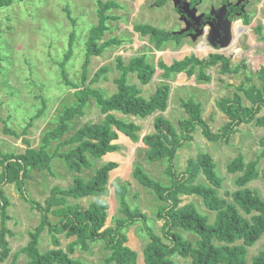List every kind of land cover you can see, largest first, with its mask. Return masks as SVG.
<instances>
[{
    "label": "rangeland",
    "instance_id": "rangeland-1",
    "mask_svg": "<svg viewBox=\"0 0 264 264\" xmlns=\"http://www.w3.org/2000/svg\"><path fill=\"white\" fill-rule=\"evenodd\" d=\"M113 1L119 3L121 7L108 12L115 19L108 21L109 30L105 32L98 44L101 45L116 38L125 41L119 46L105 48L99 56H91L88 65L90 80L101 67L109 68L97 83L91 85L92 88L104 91L107 97H111L118 91L115 83V79L121 75L117 69L118 56H122L123 61L128 63L131 58L146 54L148 61L157 66L159 61L171 65L174 60H182L191 55L199 59H207L210 54H223L231 56L230 68L233 71H236L237 63L244 62L253 75V83H259L256 73L264 65V41L255 32V28L261 25L264 34V0H229L239 4L245 2V5H239L242 17L238 16L236 19H243L245 8L246 13L253 15L249 25H244L239 19L233 24H227L225 34L235 40L233 54H230L227 47L217 49L213 45L214 23L206 24L205 22L201 27L202 18L205 15L216 14L217 16L221 12L223 9L221 0ZM97 10L98 0H16L8 7L0 8V51L3 56V62L0 63V151L2 153L19 155L25 152L28 144L38 147L44 135L59 124V115L63 113L64 107L77 103L75 90L67 81L81 83L86 42L91 28L97 25L99 20ZM70 17L75 23L70 20ZM135 24H151L168 32L173 38L162 42L161 49H157L148 36H142L134 30ZM72 33L75 37L71 54L68 56ZM207 73L211 75L209 83H199L195 76L188 78L185 73L178 74L174 80L165 81L161 77L163 70L157 67L148 85H142L136 74L132 73L128 76V83L135 84L142 91L141 96L147 99L155 93L157 86L161 83H170L168 108L164 113H157L146 119L126 116L118 112L113 113L127 122L140 125L141 138L155 132L153 124L157 115L170 120L177 132L181 134L179 121L190 118L181 106V100L192 97L202 104V117L212 131L218 133L229 119L217 107V102L222 98L232 97L237 92L236 86L240 84L242 77L241 74L222 73L220 65L209 68ZM242 98L248 104L243 95ZM259 116H264V109ZM104 118L105 115L101 113L96 100L90 97L83 114L77 116L72 123L70 132L50 143L53 144L49 149L50 154L56 150L61 153L68 152L73 145H60L64 140L70 138L85 123H101ZM5 127L17 135L5 133ZM237 129L231 135L229 142L224 140L212 142L205 137L202 127L196 126L191 133L192 139L181 141L183 145L176 151V157L173 160L176 172L183 173L190 158H196L199 153H209L217 164V174L223 179V185L218 190V194L231 201L232 198L226 193H233L238 189L235 179L239 173H229L228 163L240 153L249 162L260 157L264 151L262 146L264 127L251 122L241 124ZM114 142L122 144V149L119 153L114 152L104 156L108 160H116L120 163V166L111 172L109 191L103 197L109 204L105 228L114 226L116 219L125 218V215L119 211L114 190V186L118 183L116 178H121L122 181L130 183L127 194L129 206L132 209H138L147 217L146 223L136 221L123 231L127 237L125 245L138 253L136 264H144L143 250L149 241L145 227H149L160 236L163 235L162 228L165 221L159 220L156 212L166 203L159 201L151 190L143 187L133 178V167L135 164L140 165L151 178L161 184L170 185V176L165 171L171 163L167 159L156 162L147 161L146 146L141 141L133 143L128 137L120 135ZM102 161L92 158L93 167L90 170L84 169L81 174H74L67 168L65 162L56 156L51 164V171L32 170L30 177L25 180L24 187L30 199L41 206H46L55 186L61 188L72 186L76 175L89 180L103 164ZM262 168H264L263 158L258 164L260 171ZM2 172L3 167L0 165V175ZM198 183L207 184L203 174H200ZM248 187L257 191L264 199L263 179L252 181ZM0 190L4 192L8 200L6 226L13 233L11 236L7 235L10 254L0 264H27L29 259L26 254L20 253V250L29 243L30 233L40 225L41 212L23 198L16 183L3 180ZM180 198L181 206L193 203L202 215L208 216L210 222H214L216 213L208 210L200 197L183 195ZM95 199L91 196L67 201L71 205L78 204L83 211ZM53 209L56 210L57 207ZM49 219L54 225L59 226L61 217L50 213ZM1 222L0 215V229ZM175 230L193 244L198 240L193 233L181 229ZM57 237L61 243L60 248L65 251L67 246L76 240V237L67 238L65 232L57 233ZM40 238L39 248L42 252L57 248L52 243V235L48 227L44 229ZM262 250H264V235L249 248L250 264ZM109 254L110 251L105 248V243L98 240L95 243H89L88 251H83L80 246H77L75 253L70 256L87 264H105ZM175 260L176 264H191L190 258L176 256Z\"/></svg>",
    "mask_w": 264,
    "mask_h": 264
},
{
    "label": "trees",
    "instance_id": "trees-1",
    "mask_svg": "<svg viewBox=\"0 0 264 264\" xmlns=\"http://www.w3.org/2000/svg\"><path fill=\"white\" fill-rule=\"evenodd\" d=\"M14 1L16 0H0V8L8 7ZM240 4L245 5V2H240ZM120 7L121 5L113 0L107 2L98 0L99 20L97 25L91 28L86 42L87 49L81 83L67 81L75 90L77 103L64 107L63 113L59 115V124L44 135L38 147H32L27 142L28 147L23 154H4L0 151L2 158L0 165L3 167L0 184L3 180L16 183L23 198L41 212L40 225L30 233L29 243L20 250V253L27 255L29 259L27 264H87L70 255L75 253L77 246H80L83 251H88L89 243L101 240L105 243V248L110 251L109 256L105 259V264L137 263L138 253L125 245L127 237L123 231L136 221L140 220V222L146 223L147 217L138 209H132L129 206L127 194L130 183L128 181H119L114 186L119 211L125 215V218L114 219V226L105 228L109 204L103 197L108 194L110 172L119 166L117 163L101 164L89 180H85L79 175L74 176L73 185L68 188L55 186L46 206H41L30 199L24 187L25 180L30 177L32 170L51 171V164L56 156L62 159L74 174H81L84 169L90 170L93 167L92 158L101 160L107 153L122 149L121 145L113 144V142L120 135H124L134 143L143 142L146 146L147 161L156 162L167 159L171 163L165 171L170 176V185L161 184L151 178L140 165L135 164L133 167V178L143 187L151 190L159 201L166 203V205H161L156 212V217L165 221L162 228L163 235L160 236L149 227H145L149 241L143 250L144 264H176V256L190 258L191 264H250L249 248L253 247L264 235V199L248 185L254 180H264V168L261 171L258 169L259 160L264 159V151L255 160L247 162L244 155L240 153L228 163L227 171L229 173H239L235 179L238 189L233 193H226L232 198L231 201L218 194V190L222 188L223 179L217 174V164L209 153H199L196 158H190L183 173L176 172L173 160L176 157L177 149L183 145L181 141L191 140V133L196 129V126L202 127L203 134L212 142L223 140L229 142L231 135L238 130L237 128L241 124L254 122L257 126L264 127V116H259L261 110L264 109V65L256 73L259 81L256 84L253 83V75L244 62L237 63L236 71H233L230 68L231 56L223 54H210L207 59H199L195 55H191L182 60H174L171 65L159 61L157 66L148 61L146 54L137 55L131 58L128 63L123 61L122 56H118L117 69L121 73L120 77L115 79L118 91L111 97H107L104 91L92 88L91 85L97 83L109 68L101 67L90 80L88 65L91 56H99L105 48L113 45L119 46L125 41L116 38L101 45L98 44L105 32L109 30L108 21L115 19L108 12ZM252 19V14L245 16L244 19L239 18L244 25H249ZM70 20L73 21V18L70 17ZM134 30L142 36H148L150 42L154 43L157 49H161L162 42L173 38L168 32L151 24H135ZM262 31L261 25L255 28V32L264 41ZM70 37L68 56L72 51L74 33ZM228 38L229 44L216 46V48L227 47L230 54H233L235 40L231 37ZM2 62L3 56L0 51V63ZM216 65L221 66L222 73L241 74L242 77L240 84L236 86L237 92L232 97L222 98L217 102V107L229 119L218 133L213 132L202 117V104L192 97L181 100V106L190 115L189 119L181 120L178 123L181 134L177 132L170 120L162 115H157L153 124L155 132L141 138L139 135L142 129L140 125L127 122L113 113L118 112L126 116L146 119L157 113L162 114L168 108L170 83H161L157 86L155 93L147 99L141 96L142 91L135 84L128 83V76L132 73L136 74L142 85L150 83L157 67L163 70L161 77L165 81L174 80L178 74L185 73L188 78L195 76L199 83H209L211 75L207 73V70ZM87 82L89 83L87 84ZM242 95L248 104L245 103ZM90 97L96 100L101 113L105 115L103 122L85 123L70 138L64 140L63 144H60L73 145L68 152L61 153L56 150L50 154L49 149L53 145L50 143L70 132L72 123L77 116L83 114ZM5 133L17 135L7 127H5ZM200 174L205 176L207 184L198 183ZM183 195L200 197L205 207L216 213L214 222H210L208 216L202 215L193 203L181 206L180 197ZM91 196L96 199L83 211L78 204L71 205L67 201L68 199L79 200ZM7 205L8 200L4 196V192L0 190L2 219L0 262L5 261L10 254L7 235L13 234L6 226ZM53 207H57V209L54 210ZM50 213L61 217L59 226L51 222ZM46 227L52 235L53 245L57 248L42 252L39 242ZM175 229L193 233L198 237V240L193 244ZM62 232H65L67 238L76 237V240L67 246L66 251L60 248L61 243L57 237V233ZM251 264H264V250L252 259Z\"/></svg>",
    "mask_w": 264,
    "mask_h": 264
},
{
    "label": "flooded vegetation",
    "instance_id": "flooded-vegetation-1",
    "mask_svg": "<svg viewBox=\"0 0 264 264\" xmlns=\"http://www.w3.org/2000/svg\"><path fill=\"white\" fill-rule=\"evenodd\" d=\"M240 4L238 2H230L229 0H221V6L223 7V9H221V11L223 13H218V15L216 16V14L214 15H205L202 19L203 22H201V27L204 26V23H214V27H216L220 22H218V16H222V25H221V31H222V35H224V30L227 27L228 23H235L236 17H242V13H241V6H239ZM245 12V15H243V19L245 18V16L250 15L249 12L246 13V8L243 10ZM192 27L194 28L193 22H192ZM191 36V35H190ZM218 40V39H216Z\"/></svg>",
    "mask_w": 264,
    "mask_h": 264
},
{
    "label": "water",
    "instance_id": "water-1",
    "mask_svg": "<svg viewBox=\"0 0 264 264\" xmlns=\"http://www.w3.org/2000/svg\"><path fill=\"white\" fill-rule=\"evenodd\" d=\"M221 13H223L221 11ZM222 16H218V22H220L216 27H214V37H213V45L214 46H225L227 44H229V38L226 36V34L222 35V31H221V25H222ZM218 39V40H216Z\"/></svg>",
    "mask_w": 264,
    "mask_h": 264
},
{
    "label": "crops",
    "instance_id": "crops-1",
    "mask_svg": "<svg viewBox=\"0 0 264 264\" xmlns=\"http://www.w3.org/2000/svg\"><path fill=\"white\" fill-rule=\"evenodd\" d=\"M118 136H119V133H118ZM119 138V137H118ZM129 138V137H128ZM130 139V138H129ZM142 142V141H141ZM134 143V142H133ZM139 143V142H138ZM143 143V142H142ZM113 144H119V145H122V144H120V143H117V142H113ZM124 145V144H123ZM117 153H119V151H116ZM111 153H114V152H111ZM121 154V153H120ZM106 155H109V153H107ZM103 160V161H102ZM101 161H102V163H106V162H115V163H117L119 166H120V163L118 162V161H116V160H108V159H106L104 156L101 158ZM118 166V167H119ZM117 167V168H118ZM116 168V169H117ZM115 170V169H114ZM113 171V170H112ZM111 171V172H112ZM111 172H110V175H111ZM116 179H118V181L117 182H119V181H122V179L121 178H116ZM109 180H110V178H109Z\"/></svg>",
    "mask_w": 264,
    "mask_h": 264
}]
</instances>
